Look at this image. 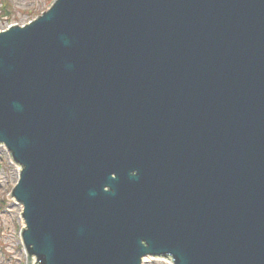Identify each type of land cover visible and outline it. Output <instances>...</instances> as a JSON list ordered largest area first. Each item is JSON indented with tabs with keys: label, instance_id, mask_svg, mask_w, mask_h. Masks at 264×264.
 I'll list each match as a JSON object with an SVG mask.
<instances>
[{
	"label": "water",
	"instance_id": "1",
	"mask_svg": "<svg viewBox=\"0 0 264 264\" xmlns=\"http://www.w3.org/2000/svg\"><path fill=\"white\" fill-rule=\"evenodd\" d=\"M0 144L26 264H264V0H55L0 30Z\"/></svg>",
	"mask_w": 264,
	"mask_h": 264
},
{
	"label": "rangeland",
	"instance_id": "2",
	"mask_svg": "<svg viewBox=\"0 0 264 264\" xmlns=\"http://www.w3.org/2000/svg\"><path fill=\"white\" fill-rule=\"evenodd\" d=\"M51 4L52 0H0V30L11 24L29 22ZM19 176L18 165L12 161L6 148L0 146V264H26L27 260L20 236L24 226L23 208L8 196ZM143 264L172 263L166 259L147 257Z\"/></svg>",
	"mask_w": 264,
	"mask_h": 264
},
{
	"label": "bare ground",
	"instance_id": "3",
	"mask_svg": "<svg viewBox=\"0 0 264 264\" xmlns=\"http://www.w3.org/2000/svg\"><path fill=\"white\" fill-rule=\"evenodd\" d=\"M24 223H25V221H24ZM25 226H26V223H25ZM8 255H9V253H8ZM6 256V255H5ZM147 258V257H146ZM3 261V260H2ZM13 262V261H12Z\"/></svg>",
	"mask_w": 264,
	"mask_h": 264
}]
</instances>
